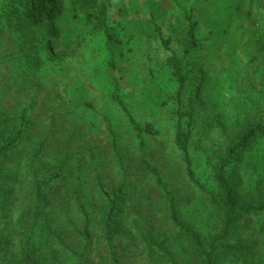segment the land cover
Returning <instances> with one entry per match:
<instances>
[{
  "label": "trees",
  "instance_id": "1",
  "mask_svg": "<svg viewBox=\"0 0 264 264\" xmlns=\"http://www.w3.org/2000/svg\"><path fill=\"white\" fill-rule=\"evenodd\" d=\"M75 9L94 13V29L102 30L107 49L112 51V44L119 41L106 27L107 8L102 1L80 0ZM64 17L61 0H18L0 22V38L16 43L6 48L4 54L0 52V220L13 222L19 211L15 222L8 224L13 228H10L11 236L0 234V264H94L89 258L95 251L100 254V264H125L124 253L114 245L116 235L125 234L133 222L138 224L144 218L143 208L131 203L133 191L125 189L124 178L114 191L105 186L109 182L106 166L102 160H94L100 147L75 136L77 121L69 136L59 141L57 114L52 111L55 103L51 102L45 111L52 124L44 130L31 116L35 111L34 106L29 107L32 103L21 112L16 109L21 101L10 97L11 92L21 88L20 84L36 83L46 74L52 75L58 66V59L52 54V42L57 38V25ZM187 21L191 22L189 18ZM196 31L197 25H194L186 32L188 45L184 57L173 53L169 60L178 84L175 100L180 107L174 144L182 155L186 174L172 183V191L164 183V220L157 219V223L153 213L147 211L148 227L141 241L145 242L152 262L159 257L167 259L166 264H264L262 246L257 240L264 235V178L245 181L241 180L240 173L237 179L228 171L243 161L258 140L264 142V51H258L257 56L245 62L238 59L243 52L241 46H234L222 56L215 41L220 36L222 39L228 36L229 41L237 43V30L234 33L226 30L228 33L221 35V31L212 27L210 39L206 40H199ZM203 41L207 43L208 55L201 71L197 61L203 59L199 53ZM165 45L172 52L169 44ZM115 54L110 57V66H115ZM224 63H229V68L233 66L230 70L235 76L241 73L242 80L250 79L246 93L258 121L253 127H245L227 157L212 166L216 184L212 193L204 191L196 177L190 152L193 129L186 127L192 125V113L185 105L195 98L199 88L206 90L209 84L216 87L229 81L226 73L222 82L216 77L225 70L220 68ZM240 66L246 72L237 71ZM60 69H64L63 65ZM13 77L21 81L13 82ZM70 85V82L66 85L64 98L72 101L63 99L64 109L58 113L61 117L86 111L83 105H74L73 101L83 100V94L74 93V90L78 92L77 83L73 90ZM215 87L210 93L219 97ZM65 120L70 122L67 116ZM133 128L138 132V143L143 150L140 134L153 132V126L141 127L134 123ZM233 170L239 172L236 166ZM150 171L161 187L157 170ZM247 218L255 221L256 230L250 231L248 241L236 245L231 239ZM168 223L172 225L171 232L160 230V225Z\"/></svg>",
  "mask_w": 264,
  "mask_h": 264
},
{
  "label": "rangeland",
  "instance_id": "2",
  "mask_svg": "<svg viewBox=\"0 0 264 264\" xmlns=\"http://www.w3.org/2000/svg\"><path fill=\"white\" fill-rule=\"evenodd\" d=\"M17 1L1 0L0 22ZM79 1L61 0L65 17L57 25V38L52 42V54L58 59L52 75L47 77L49 74H46L36 83L20 84L21 88L11 92L10 97L13 101H21L16 106L21 112L28 108V103H32L29 107L34 106L35 111L31 116L44 130L52 124L45 111L51 102L55 103L52 111L57 114L59 141L65 140L69 130L78 122L74 128L75 136L84 143L100 147L94 160L103 161L106 166L109 182L105 186L114 191L124 178L125 189L133 191L131 203L143 208V220L138 224L133 222L125 234L116 235L114 245L124 253L123 262L166 264L167 259L159 257L152 262L141 239L148 227L145 224L147 211L153 213L156 221L164 220L166 192L163 185L166 187L167 184L172 191V183L186 174L182 155L174 144L180 107L175 100L178 84L169 60L173 53L179 58L184 57L188 45L186 32L190 26L197 25L199 40L210 39L212 27L221 31V35L228 30L232 33L237 30V43L229 41L228 36L224 39L220 36L214 44L221 48L222 56L232 51L234 46H241L243 52L238 59L250 61L258 51H264V0H101L107 8L106 27L119 41L112 44V51L107 49L102 30L99 27L94 29V13L75 9ZM51 31L55 34L54 28ZM204 42L199 51L203 59L197 61L201 71H204L207 64L204 58L208 55L207 43ZM14 43L12 39L0 38V52L4 54L6 48ZM165 43L169 44L172 52L166 49ZM113 53H116L113 57L115 66H110ZM62 65L64 69H60ZM229 65L224 63L220 66L225 70L216 75L221 82L226 74L229 75L226 76L230 78L226 84L216 87L209 84L206 90L199 88L195 98L185 105V109L192 113V125L187 124L186 127L193 129L190 152L196 177L204 191L212 193L216 187L212 166L227 157L245 127H253L258 121V114L251 107L246 93L250 79L242 80L241 73L235 76L230 70L233 66L229 68ZM237 71L246 72V69L240 66ZM253 78L256 80V75ZM17 80L20 79L13 77L12 81ZM68 82L72 90L77 83L78 92L74 90V93L77 96L83 94V100L73 102L76 107L83 105L86 111L61 117L58 113L64 109V100H70L64 98ZM214 87L219 97L210 93ZM65 116L70 119L69 123ZM134 123L141 127L153 126V132L140 134L143 150L140 149ZM250 150L241 163L234 165L239 172L233 170L234 166L228 169L230 175L237 178L240 173L241 180L245 181L253 177L254 180L264 178V142L258 140ZM153 168L161 176V187L150 171ZM18 213H13V222ZM13 222L0 220V234L11 236L13 228L8 224ZM166 229L171 232L172 225H160V230ZM254 229L255 221L247 218L236 229L231 242L236 245L245 243ZM257 240L264 253V235ZM14 243L12 240L11 245ZM99 256L95 251L89 260L100 264Z\"/></svg>",
  "mask_w": 264,
  "mask_h": 264
}]
</instances>
